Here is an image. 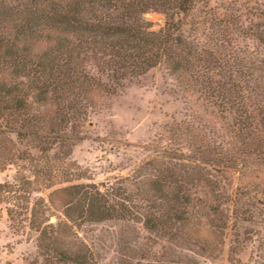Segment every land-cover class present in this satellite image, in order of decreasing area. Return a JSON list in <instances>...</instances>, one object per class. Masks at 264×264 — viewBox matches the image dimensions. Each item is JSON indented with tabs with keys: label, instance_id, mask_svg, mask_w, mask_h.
I'll use <instances>...</instances> for the list:
<instances>
[{
	"label": "trees",
	"instance_id": "16d2710c",
	"mask_svg": "<svg viewBox=\"0 0 264 264\" xmlns=\"http://www.w3.org/2000/svg\"><path fill=\"white\" fill-rule=\"evenodd\" d=\"M147 11L164 16L159 30ZM156 67L187 102L168 131L175 147L101 187L81 183L71 154L90 117ZM9 171L0 219L34 246L18 264H96L97 238L50 222L52 209L86 229L122 225L119 264L151 258L159 241L223 255L224 232L264 227V0H0V176ZM39 189L46 199L23 197Z\"/></svg>",
	"mask_w": 264,
	"mask_h": 264
},
{
	"label": "rangeland",
	"instance_id": "374dc122",
	"mask_svg": "<svg viewBox=\"0 0 264 264\" xmlns=\"http://www.w3.org/2000/svg\"><path fill=\"white\" fill-rule=\"evenodd\" d=\"M144 17L149 21L151 30L157 31L164 25V16L160 13L147 11ZM175 85V80L162 67H156L113 98L110 107L102 114L90 117L89 124L84 128L83 139L73 147L71 154V158L82 169L84 178L80 180L81 183L90 182L101 187L129 175L139 164L150 158L155 150L175 147L168 131L186 117L187 103L177 95ZM192 104V107L197 108ZM11 173L5 172L0 178L9 179L8 174ZM62 186L65 184L55 180L52 189ZM39 190H29L30 193L23 197H28L30 204L40 197L46 199L50 189ZM258 195L264 197V194ZM19 201L25 203L26 199L21 198ZM4 212L0 219L1 258L18 264L20 258L33 252L34 246L32 239L12 231ZM52 214L50 222L62 220L70 234H76L83 240L94 236L97 238L94 246L96 264H119L117 250L121 245L116 238L113 239L112 232H120L122 225L107 223L86 229L66 221L61 210L52 209ZM223 237L228 251L215 260L195 256L183 246L159 241L149 253L153 255L151 258L134 260L132 263L264 264V227L256 228L247 224L246 227L227 230Z\"/></svg>",
	"mask_w": 264,
	"mask_h": 264
}]
</instances>
